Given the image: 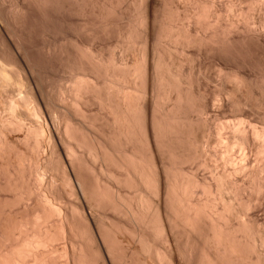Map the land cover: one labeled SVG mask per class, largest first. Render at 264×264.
I'll list each match as a JSON object with an SVG mask.
<instances>
[{"label":"bare ground","instance_id":"6f19581e","mask_svg":"<svg viewBox=\"0 0 264 264\" xmlns=\"http://www.w3.org/2000/svg\"><path fill=\"white\" fill-rule=\"evenodd\" d=\"M0 264H264V0H0Z\"/></svg>","mask_w":264,"mask_h":264},{"label":"rangeland","instance_id":"374dc122","mask_svg":"<svg viewBox=\"0 0 264 264\" xmlns=\"http://www.w3.org/2000/svg\"><path fill=\"white\" fill-rule=\"evenodd\" d=\"M57 37H59V36H57ZM43 80V79H42ZM43 83V82H42ZM45 83V82H44ZM44 83H43V85H44Z\"/></svg>","mask_w":264,"mask_h":264}]
</instances>
